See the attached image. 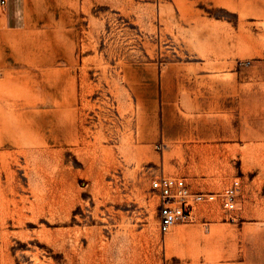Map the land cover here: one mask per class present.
<instances>
[{
    "label": "rangeland",
    "instance_id": "obj_1",
    "mask_svg": "<svg viewBox=\"0 0 264 264\" xmlns=\"http://www.w3.org/2000/svg\"><path fill=\"white\" fill-rule=\"evenodd\" d=\"M0 79V264H264V0H5ZM159 174L239 208L163 233Z\"/></svg>",
    "mask_w": 264,
    "mask_h": 264
},
{
    "label": "built area",
    "instance_id": "obj_2",
    "mask_svg": "<svg viewBox=\"0 0 264 264\" xmlns=\"http://www.w3.org/2000/svg\"><path fill=\"white\" fill-rule=\"evenodd\" d=\"M5 0H0V4ZM248 64V60H241ZM153 193L157 195L158 230L165 233L177 222H190L201 205L216 203L230 218L239 208L241 182L238 177L227 182L218 190H200L192 186L182 175H155L150 181Z\"/></svg>",
    "mask_w": 264,
    "mask_h": 264
},
{
    "label": "bare ground",
    "instance_id": "obj_3",
    "mask_svg": "<svg viewBox=\"0 0 264 264\" xmlns=\"http://www.w3.org/2000/svg\"><path fill=\"white\" fill-rule=\"evenodd\" d=\"M5 70V69H4ZM8 70V69H7ZM1 73H3V72H1ZM9 73V72H8ZM10 74H12V73H10ZM2 78V77H1ZM0 80H2V79H0ZM4 80V79H3ZM20 82V81H19ZM11 83H12V81L9 79V80H7L6 81V83L5 82H3V81H0V88H4V90L3 91H6L7 90V88L8 87H10L11 86ZM2 94V93H1ZM29 95V94H28ZM10 96V95H9ZM26 96H27V94H26ZM7 97V96H6ZM4 98V97H3ZM3 98H1V99H3ZM5 100V99H4ZM1 101V100H0ZM22 101H23V99H22ZM54 102V101H53ZM2 103V102H1ZM0 103V107H2V104ZM16 103V102H15ZM17 104V103H16ZM48 104V103H47ZM55 104V103H54ZM14 103L12 102H9L8 101V103H7V109H9L8 110V112L6 113V114H2L1 115V117H0V119H2L1 120V126L6 130V131H12V130H17V133L18 134H22V135H24V133L28 130V127L27 126H25V124L23 123V122H21V121H18L17 123H13V122H11V120H14V114H17V113H15V111L16 112H18L17 110H15L14 109ZM4 106V105H3ZM10 106V107H9ZM20 106V105H19ZM34 108H36V107H34ZM33 108V109H34ZM55 109L56 108H58V107H54ZM60 108V107H59ZM2 109H3V107H2ZM6 109V110H7ZM17 109V108H16ZM38 109V108H37ZM52 109V108H51ZM21 110V109H20ZM5 111V110H4ZM4 111H2V112H4ZM57 113V112H56ZM56 113H55V115H56ZM60 113V112H59ZM1 114V113H0ZM59 115V114H58ZM60 116V115H59ZM58 116V117H59ZM63 116V115H62ZM61 116V117H62ZM20 119V118H19ZM63 119V118H62ZM59 120V119H58ZM63 121V120H62ZM61 122V120L59 121V123ZM64 122V121H63ZM13 124H14V126H13ZM13 127H15V129H13ZM27 140H28V138H26L25 136H23V138H22V140L21 141H15V144H17V145H20L19 143L20 142H22V143H27ZM36 146V145H35ZM22 147V146H21ZM21 147H20V149H21ZM26 147L27 146H25V150H26ZM29 147V146H28ZM39 147V146H38ZM37 147V148H38ZM41 147V146H40ZM42 148H43V146H42ZM23 149V148H22ZM137 149H139V146H138V148ZM28 150V149H27ZM30 151V150H29ZM29 151H27V152H29ZM138 151V150H137ZM15 204V203H14ZM31 205H32V203H30ZM20 206H22V205H20ZM20 206H18V207H20ZM23 206H27V205H23ZM17 207V206H16ZM30 208H31V206H29ZM28 207V208H29ZM23 208V207H22ZM27 208V207H26ZM29 208V209H30ZM15 209V208H14ZM14 209H12V210H14ZM24 209V208H23ZM23 209H21V210H19V212L20 211H22ZM28 209V210H29ZM32 209H34V207L32 208ZM31 210V209H30ZM14 212V211H13ZM15 212H16V209H15ZM23 212V211H22ZM22 212H20V214H22ZM25 212V211H24ZM177 229V228H176ZM179 229H177V230H175V233H174V235L176 234V232L178 231ZM217 232V231H216ZM218 233V232H217ZM216 234V233H215ZM171 237L173 238V236L172 235H169L168 237H166V239H165V243L166 244H170V242L172 241V239H171ZM204 238V241L205 242H207V243H209V242H212L213 240H214V237H212V236H209V238L208 237H203Z\"/></svg>",
    "mask_w": 264,
    "mask_h": 264
}]
</instances>
